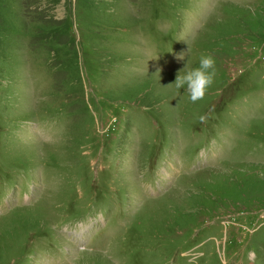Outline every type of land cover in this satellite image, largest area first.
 Returning a JSON list of instances; mask_svg holds the SVG:
<instances>
[{
    "label": "rangeland",
    "instance_id": "rangeland-1",
    "mask_svg": "<svg viewBox=\"0 0 264 264\" xmlns=\"http://www.w3.org/2000/svg\"><path fill=\"white\" fill-rule=\"evenodd\" d=\"M0 264H264V0H0Z\"/></svg>",
    "mask_w": 264,
    "mask_h": 264
},
{
    "label": "clouds",
    "instance_id": "clouds-1",
    "mask_svg": "<svg viewBox=\"0 0 264 264\" xmlns=\"http://www.w3.org/2000/svg\"><path fill=\"white\" fill-rule=\"evenodd\" d=\"M183 60V56L180 57ZM156 74H160L157 70ZM217 75L216 60L210 54H202L199 66L190 70L180 71L173 83L167 87L174 86L176 89H186L191 102L202 100L207 90L213 85Z\"/></svg>",
    "mask_w": 264,
    "mask_h": 264
}]
</instances>
